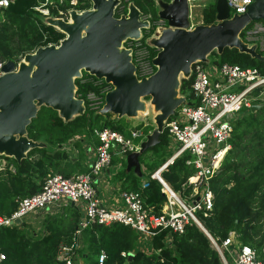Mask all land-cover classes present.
Wrapping results in <instances>:
<instances>
[{"label": "trees", "instance_id": "1", "mask_svg": "<svg viewBox=\"0 0 264 264\" xmlns=\"http://www.w3.org/2000/svg\"><path fill=\"white\" fill-rule=\"evenodd\" d=\"M142 14L151 21L159 18L155 0H132ZM89 0H14L0 9V62L12 59L18 62L25 53L32 52L39 45L58 44L65 33L51 24L43 22L42 12L34 6L48 8L49 14L60 16L70 7L84 9ZM126 4V3H125ZM62 10V12H60ZM126 11V6H116L115 16ZM215 2L201 11L202 23L215 19ZM45 29V34L41 31ZM153 32V26L143 33V39ZM50 33L53 34L52 37ZM243 31H240L242 35ZM155 55L157 49L151 48ZM257 51L262 52L258 47ZM212 61L235 62L242 66H255L264 73V61L239 51L236 47H224L222 52L211 51ZM192 76L182 77L179 92L189 99L192 96L190 82ZM76 94L93 88L89 83H81L75 78ZM264 83L250 92L252 103L260 104L252 110L244 109L232 122V133L219 169L210 179L213 192V207L207 215L200 213L206 228L221 238L234 229L238 238L246 244L259 248L264 244ZM78 97V96H77ZM148 98V97H147ZM113 112H93L85 108L82 114L64 120L51 106L41 105L26 126L27 136L44 141V146H35L27 151L19 162L14 157L2 155L13 162L15 171L0 169V216L10 215L16 208L18 198L38 191L50 173L59 172L72 176L88 169L85 157L88 147L98 142L95 128L112 127L129 135L124 116L112 117ZM138 128L141 126H137ZM147 133L150 127L141 128ZM77 151L64 148L71 138ZM87 143H82L85 139ZM81 138V139H80ZM85 142V141H84ZM170 142L166 127L160 133V142L146 148L139 154L140 164L147 173L140 176L133 168L126 169L124 156L113 155L111 164L119 166L114 176L122 189H139L144 205L155 214L162 213L167 195L162 184L150 173L161 166L173 151L163 149ZM147 150L152 155L145 157ZM89 155V154H88ZM190 153L185 151L173 158L160 171L161 177L176 191L188 176L194 173L192 165L186 163ZM142 179H145L143 182ZM187 192L190 191L188 188ZM81 215L77 205L68 203L53 212L44 213L34 224L22 220L20 224L0 225V252L5 258L0 264H62L58 258L60 246L70 241L75 225ZM167 230H159L151 236L150 250L139 247L140 234L121 222L103 224L93 222L83 229V245L80 248L87 264H99L97 255L101 249L106 252L102 264H222L217 251L211 246L205 233L194 223H188L182 233H171L169 242L165 240ZM79 249V250H80ZM85 251V253L83 252ZM121 251H126L123 256ZM128 252L132 256L128 258Z\"/></svg>", "mask_w": 264, "mask_h": 264}, {"label": "built area", "instance_id": "2", "mask_svg": "<svg viewBox=\"0 0 264 264\" xmlns=\"http://www.w3.org/2000/svg\"><path fill=\"white\" fill-rule=\"evenodd\" d=\"M13 1L0 0V9ZM129 1L131 0H120L117 7L119 9L121 7L122 10ZM187 1L189 6L196 5L190 0ZM252 1L227 0L230 16L246 12ZM34 7L38 9L40 5ZM43 9L45 10L39 9V11L49 15L48 8ZM146 16L148 18V15ZM152 22V26L161 22L166 24V21L160 17ZM152 26L144 27L146 30L144 33ZM41 31L45 34L42 28ZM242 31L243 40L256 41L257 47L264 51V20H251ZM142 36L127 38L124 41L125 46L131 49L135 65L134 73L138 78L149 76L156 69L152 61L154 57L151 55L152 46ZM2 63L0 62V67ZM213 63L203 60L192 63L190 73L192 96L187 99L190 102H183L165 121L164 127L170 142L174 144V149L168 159L154 173H150L152 178L158 179L162 184L167 195L162 213L155 214L144 205L139 189H121L120 205L103 204L99 196L98 177L108 170L113 155L126 157L128 153L139 150L141 142L148 133L141 128L133 127L130 128L129 135H124L115 128L105 126L94 129L98 142L88 147L90 156L86 171L77 172L72 176L59 172L48 174L38 191L19 197L13 212L10 215L0 216V225L16 224L13 222L14 218L23 220L33 211L34 213L53 212L73 202L81 211V215L70 241L63 243L59 248L58 258L62 264L75 263L76 253L78 254L83 245L84 228L93 222L110 224L117 221L129 225L140 234L139 247L144 250H150L151 236L157 231L166 229L165 240L169 242L172 232L182 233L188 223H194L205 233L222 264H264V244L256 248L243 243L234 229L223 238L213 235L204 225L200 215L202 213L205 216L212 210L213 192L210 179L219 169L230 147L228 140L232 133V122L244 109L251 108L253 103L250 92L264 83V73L255 66H242L235 62L224 61L215 63L217 68H214ZM78 78L81 83H89L93 88L79 94L75 92L76 96L84 100L85 108L89 111L99 112L111 83L88 71L81 72ZM185 151L191 155L186 163L192 165L195 171L181 184V189L176 191L161 177L160 171L174 157ZM5 168L15 171L14 163L8 162L7 158L0 154V169ZM188 188L190 191L187 192ZM35 219L41 217L37 216ZM121 254L126 256L127 252L121 251ZM106 255L104 249L99 251L97 255L99 264L103 263ZM4 258L5 254L0 252V261Z\"/></svg>", "mask_w": 264, "mask_h": 264}, {"label": "water", "instance_id": "3", "mask_svg": "<svg viewBox=\"0 0 264 264\" xmlns=\"http://www.w3.org/2000/svg\"><path fill=\"white\" fill-rule=\"evenodd\" d=\"M89 1L92 9L80 12L71 9L70 20L50 15L43 19L65 33L58 44L39 45L18 62L9 59L1 64L0 154L19 162L32 147L45 145L44 141L28 137L26 132L27 124L41 105L56 109L64 120L84 112V100L74 96L75 78L83 68L111 83L99 113L135 116L146 110L143 98L147 97L158 110L154 115L156 127L147 133L139 150L125 157L126 169L133 168L141 175L139 154L160 142L165 120L183 102H190L179 92V85L182 77L190 76L193 62L207 60L212 50L216 48L220 53L226 46L264 61V53L257 51L256 43H248L240 35L251 20H264V0H253L246 12L232 16L227 0H215L216 21L193 26L187 0H155L157 14L166 24L154 29L159 33L157 37L153 31L145 38L157 48L152 58L156 69L140 78L134 73L131 49L120 46L127 38L141 37V28L149 27V19H139L142 12L132 0L128 2L127 15L119 16H115V7L120 0ZM259 106L253 103L251 109ZM13 222L20 224L22 220L14 218ZM132 254L129 252L128 258Z\"/></svg>", "mask_w": 264, "mask_h": 264}, {"label": "rangeland", "instance_id": "4", "mask_svg": "<svg viewBox=\"0 0 264 264\" xmlns=\"http://www.w3.org/2000/svg\"><path fill=\"white\" fill-rule=\"evenodd\" d=\"M72 2H75V0H72ZM190 2H192V3H195L196 5H191V6H189V13H190V16H189V18H190V21H191V24H192V26L193 25H196V24H200V23H202V21H201V11H202V9L205 7V6H207V5H209L210 3H212V2H215V0H190ZM128 3H127V5H126V11L125 12H121L122 14H125V15H127V13H128ZM88 9H92V5L90 4V6L89 7H87ZM38 9H42L41 11H43V10H45V9H43L41 6L40 7H38ZM71 9H74V10H76L77 12H80L81 10H83V9H79V8H75V7H70V8H68V10H66V13H63L62 15H60L59 17H62L64 20H70V10ZM85 9V8H84ZM120 9H121V7H120ZM115 10H116V7H115ZM61 12V11H60ZM50 16H55L53 13H50L49 14ZM49 15H45V13L44 12H42V18L43 19H47V16H49ZM145 18H147V16L145 15V14H140L139 15V19H141V20H143V19H145ZM149 22H150V25L152 26L153 25V22L149 19ZM157 22V21H156ZM165 25V23L164 22H161L159 25H154L153 26V35L154 36H158V32H156L155 33V28L156 27H159V26H164ZM58 29V28H57ZM43 30L45 31V29L43 28ZM146 30H145V28L144 27H142L141 28V33H144ZM53 36V34H51L50 33V36L49 37H52ZM257 41H259V39H257ZM253 42H255L256 43V45L258 44L256 41H250V42H248V43H253ZM120 47H125V43H122L121 44V46ZM127 48V47H126ZM155 49H157L156 47H154ZM215 51H216V48L214 49ZM213 50V51H214ZM262 51V50H261ZM262 52H264V51H262ZM211 53V52H210ZM210 53L207 55V60H204V61H208V62H210V61H212V56L210 55ZM130 54H131V61L134 63V60H133V55H132V52H131V50H130ZM213 65V67L214 68H217V64H215V63H213L212 64ZM84 71V69L82 68L81 69V72H83ZM75 89H76V86H75ZM76 92V91H75ZM76 94H74V96H75ZM261 96H262V98L264 99V92L261 94ZM186 99H188L187 97H186ZM143 100L145 101V104H146V110L145 111H139L138 112V114L137 115H135V116H127V115H123L124 117H125V119H127L128 121H127V124H126V126L127 127H129V128H133V127H137V126H141V127H139V128H142L143 126H145V127H150V129H148L149 131H148V133L154 128V127H156V124H155V122H154V115L158 112V110L157 109H155V107H154V104H152L151 102H150V98H143ZM112 117H114V118H116L117 117V115L114 113V114H112ZM165 121H167V119L165 120ZM81 136V135H80ZM79 135L78 136H75L74 138H71L70 140H68V141H66L63 145H64V148L65 149H67V150H72L73 152H76L77 151V149H76V147H75V145H73V141H74V139H76L77 137L79 138L80 137ZM85 137V136H84ZM81 139V138H80ZM83 142L82 143H87L88 141L86 140V137H85V139H81ZM85 141V142H84ZM163 149H166V150H168V151H173V149H174V144L172 143V142H169V143H167V144H163ZM152 150H147V152H145V154H144V156L147 158V157H149V156H151L152 155ZM90 154V153H89ZM2 155H4V154H2ZM87 157H85V159H86ZM125 162H126V160H125ZM144 172H146L147 173V171H146V169L143 167V165H141L140 164V171H141V175L140 176H144V178H145V173H143V171ZM156 170H154L152 173H154ZM108 175V180H110L111 182H114L115 181V176H114V172H113V168H111V172L109 173V174H107ZM147 176V175H146ZM100 187V186H99ZM101 195L103 196L104 195V192L101 190V191H99V196L101 197ZM119 197H120V195H119ZM120 200L122 201V199H121V197H120ZM177 206H178V204H177ZM36 215H37V213H34V211L32 212V213H29L27 216H25L23 219L24 220H26V221H28V222H30L31 224H34V221L36 220L35 219V217H36ZM42 218V217H41ZM82 250L80 249L79 251H78V254L76 253V256H75V263L74 264H87V261H88V259L87 258H84L83 257V255H82V252H81ZM83 252L85 253V251L83 250Z\"/></svg>", "mask_w": 264, "mask_h": 264}, {"label": "crops", "instance_id": "5", "mask_svg": "<svg viewBox=\"0 0 264 264\" xmlns=\"http://www.w3.org/2000/svg\"><path fill=\"white\" fill-rule=\"evenodd\" d=\"M46 144V143H45ZM89 154V153H88ZM87 154V158H86V162H89V156ZM119 165L118 164H111L110 167L108 168V170H106V172L104 174H101L98 179V190L99 191H103L104 195H101V200L103 202V204L108 205V206H114V205H120L121 204V200L119 197V192L122 189L119 185V181L115 178L114 182H111L110 180H108V175L111 172V168H113V172L115 170V168H117ZM143 180V179H142ZM100 186V187H99ZM44 213L39 211L37 213V216L39 217H43ZM36 216V217H37Z\"/></svg>", "mask_w": 264, "mask_h": 264}, {"label": "bare ground", "instance_id": "6", "mask_svg": "<svg viewBox=\"0 0 264 264\" xmlns=\"http://www.w3.org/2000/svg\"><path fill=\"white\" fill-rule=\"evenodd\" d=\"M23 61H25V60H23ZM26 63H28L27 61H25ZM145 111V110H144Z\"/></svg>", "mask_w": 264, "mask_h": 264}]
</instances>
